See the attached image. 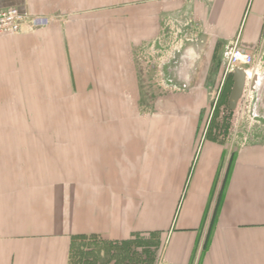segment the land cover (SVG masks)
Listing matches in <instances>:
<instances>
[{"label": "crops", "instance_id": "obj_1", "mask_svg": "<svg viewBox=\"0 0 264 264\" xmlns=\"http://www.w3.org/2000/svg\"><path fill=\"white\" fill-rule=\"evenodd\" d=\"M122 6L140 22L111 36ZM8 9L35 27L0 37V264H71L81 240L137 236L156 238L160 264H264V139L207 122L226 75L184 79L146 110L135 64L155 12L186 9L206 52L262 59L264 0H0ZM248 84L264 94V73Z\"/></svg>", "mask_w": 264, "mask_h": 264}, {"label": "rangeland", "instance_id": "obj_2", "mask_svg": "<svg viewBox=\"0 0 264 264\" xmlns=\"http://www.w3.org/2000/svg\"><path fill=\"white\" fill-rule=\"evenodd\" d=\"M128 1L130 0H115L122 5ZM138 9L140 10L141 7ZM113 11L110 13L112 20L106 22V31L112 33L111 36L114 35L113 33L131 31L132 27L140 22V19L129 14L126 6H122L121 18L118 16L114 18ZM160 12H155L154 16L155 39L147 44L143 43L142 45L147 48L135 56L139 81L138 92L142 97L139 107L155 110L159 107V101L163 95L177 93L183 88L181 83L184 84V79L190 82L201 79L202 76L206 79L208 75L215 74L210 80L217 81L226 75L228 78L226 91L222 100L211 103L210 108L214 109V114L212 118H208L210 120L207 122L218 129L219 135L234 139L235 142L264 139V94L262 91H258L257 94L246 91L235 111L230 112L228 109L227 101L232 85L227 71L226 53L229 49L226 48L222 53L213 55L206 52V44L196 37L197 27L188 22L187 9L186 15L183 14L181 17L177 13H171L169 18H163ZM116 13L118 14L117 11ZM107 15H109L108 11ZM91 17H94V14L91 13ZM115 40L118 41L119 38L111 37V41ZM211 60L218 61V65L208 69ZM258 73H264V57L261 59ZM160 248L154 236H137L131 241L119 244L91 238L75 244L71 251L70 263L160 264Z\"/></svg>", "mask_w": 264, "mask_h": 264}, {"label": "built area", "instance_id": "obj_3", "mask_svg": "<svg viewBox=\"0 0 264 264\" xmlns=\"http://www.w3.org/2000/svg\"><path fill=\"white\" fill-rule=\"evenodd\" d=\"M34 23L28 13H22L17 9H8L0 12V37L16 35L23 31L34 28ZM227 71L232 73L235 68L244 70L246 73V84L243 94L247 91L251 93V85L248 80L251 75L258 74V64L261 55L246 54L236 47L229 49L226 53Z\"/></svg>", "mask_w": 264, "mask_h": 264}, {"label": "water", "instance_id": "obj_4", "mask_svg": "<svg viewBox=\"0 0 264 264\" xmlns=\"http://www.w3.org/2000/svg\"><path fill=\"white\" fill-rule=\"evenodd\" d=\"M255 78H253V82ZM246 84V73L244 70L235 68L232 72V88L228 97V109L229 111H235L238 102L243 96V92Z\"/></svg>", "mask_w": 264, "mask_h": 264}, {"label": "trees", "instance_id": "obj_5", "mask_svg": "<svg viewBox=\"0 0 264 264\" xmlns=\"http://www.w3.org/2000/svg\"><path fill=\"white\" fill-rule=\"evenodd\" d=\"M218 204H219V200H218L217 205H216V207L214 209V212H213V215H212V218H211V222H210V227H212V224L214 222V218H215V214H216V211H217V208H218Z\"/></svg>", "mask_w": 264, "mask_h": 264}, {"label": "flooded vegetation", "instance_id": "obj_6", "mask_svg": "<svg viewBox=\"0 0 264 264\" xmlns=\"http://www.w3.org/2000/svg\"><path fill=\"white\" fill-rule=\"evenodd\" d=\"M229 78H230L231 83H232V73H230V72H229ZM227 81H228V78H225V84L227 83ZM231 88H232V85H231ZM231 88H230V91H231ZM230 91H229V94H230Z\"/></svg>", "mask_w": 264, "mask_h": 264}]
</instances>
